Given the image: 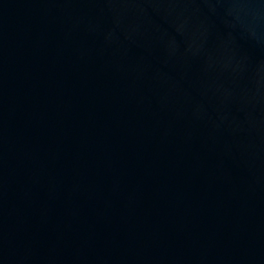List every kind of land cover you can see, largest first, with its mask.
I'll list each match as a JSON object with an SVG mask.
<instances>
[{
    "label": "water",
    "instance_id": "water-1",
    "mask_svg": "<svg viewBox=\"0 0 264 264\" xmlns=\"http://www.w3.org/2000/svg\"><path fill=\"white\" fill-rule=\"evenodd\" d=\"M0 264H264V0H0Z\"/></svg>",
    "mask_w": 264,
    "mask_h": 264
}]
</instances>
